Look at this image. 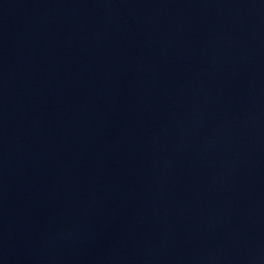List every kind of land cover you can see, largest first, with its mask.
<instances>
[{
    "label": "water",
    "instance_id": "95a60500",
    "mask_svg": "<svg viewBox=\"0 0 264 264\" xmlns=\"http://www.w3.org/2000/svg\"><path fill=\"white\" fill-rule=\"evenodd\" d=\"M0 264H264V0H0Z\"/></svg>",
    "mask_w": 264,
    "mask_h": 264
}]
</instances>
